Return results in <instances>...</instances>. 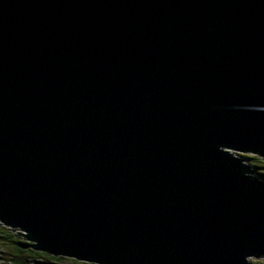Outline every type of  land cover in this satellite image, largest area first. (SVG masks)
I'll use <instances>...</instances> for the list:
<instances>
[{
	"label": "water",
	"instance_id": "1",
	"mask_svg": "<svg viewBox=\"0 0 264 264\" xmlns=\"http://www.w3.org/2000/svg\"><path fill=\"white\" fill-rule=\"evenodd\" d=\"M264 0H0V220L96 264L264 258ZM33 242V243H32Z\"/></svg>",
	"mask_w": 264,
	"mask_h": 264
},
{
	"label": "trees",
	"instance_id": "2",
	"mask_svg": "<svg viewBox=\"0 0 264 264\" xmlns=\"http://www.w3.org/2000/svg\"><path fill=\"white\" fill-rule=\"evenodd\" d=\"M242 157L248 166L249 173L264 180V158L257 154L244 153L238 154ZM28 234H24L17 228H11L0 223V262L3 264H96L94 262H85L62 255H52L42 250L34 248H20L16 242L29 245L25 242ZM24 252L25 257L14 255L11 251ZM10 256L11 258H8ZM29 258V259H27ZM253 264H264V258L252 260Z\"/></svg>",
	"mask_w": 264,
	"mask_h": 264
},
{
	"label": "rangeland",
	"instance_id": "3",
	"mask_svg": "<svg viewBox=\"0 0 264 264\" xmlns=\"http://www.w3.org/2000/svg\"><path fill=\"white\" fill-rule=\"evenodd\" d=\"M11 252H12L14 255H18V256H21V257H25V254H26V253H24V252L18 253V252H16L15 250H13V251H11ZM8 258H11V257L8 256ZM258 258H259V257H255V258H254V257H252V258L249 257V258H247V260H250V262H251L250 264H253V263H252V260H253V259H258ZM27 259H29V258H27ZM0 264H3V263L0 262Z\"/></svg>",
	"mask_w": 264,
	"mask_h": 264
},
{
	"label": "clouds",
	"instance_id": "4",
	"mask_svg": "<svg viewBox=\"0 0 264 264\" xmlns=\"http://www.w3.org/2000/svg\"><path fill=\"white\" fill-rule=\"evenodd\" d=\"M0 223H2L3 224V222L0 220ZM4 225H6V226H9V227H11V228H16V227H14V226H10V225H8V224H4ZM18 229V228H17ZM19 231L20 232H22V233H24L23 231H21L20 229H19ZM24 234H27V233H24ZM28 240L26 239L25 240V242H27ZM27 243H29L30 244V241L29 242H27ZM33 243V242H32ZM16 246H18V245H16ZM20 247V246H19ZM30 247V246H29ZM29 247H26V248H29ZM21 248V247H20Z\"/></svg>",
	"mask_w": 264,
	"mask_h": 264
},
{
	"label": "bare ground",
	"instance_id": "5",
	"mask_svg": "<svg viewBox=\"0 0 264 264\" xmlns=\"http://www.w3.org/2000/svg\"><path fill=\"white\" fill-rule=\"evenodd\" d=\"M254 258H255V257H254ZM249 263H251L250 260H249Z\"/></svg>",
	"mask_w": 264,
	"mask_h": 264
},
{
	"label": "flooded vegetation",
	"instance_id": "6",
	"mask_svg": "<svg viewBox=\"0 0 264 264\" xmlns=\"http://www.w3.org/2000/svg\"><path fill=\"white\" fill-rule=\"evenodd\" d=\"M21 253V252H20Z\"/></svg>",
	"mask_w": 264,
	"mask_h": 264
}]
</instances>
